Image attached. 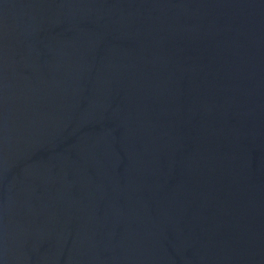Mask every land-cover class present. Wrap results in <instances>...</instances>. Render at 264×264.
Segmentation results:
<instances>
[{"label":"water","instance_id":"water-1","mask_svg":"<svg viewBox=\"0 0 264 264\" xmlns=\"http://www.w3.org/2000/svg\"><path fill=\"white\" fill-rule=\"evenodd\" d=\"M0 264H264V0H0Z\"/></svg>","mask_w":264,"mask_h":264}]
</instances>
